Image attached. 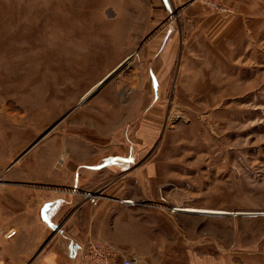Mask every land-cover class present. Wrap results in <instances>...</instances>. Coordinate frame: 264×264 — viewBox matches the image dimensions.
<instances>
[{"label": "rangeland", "instance_id": "obj_1", "mask_svg": "<svg viewBox=\"0 0 264 264\" xmlns=\"http://www.w3.org/2000/svg\"><path fill=\"white\" fill-rule=\"evenodd\" d=\"M29 150L141 198L127 257L264 259V0H0V165Z\"/></svg>", "mask_w": 264, "mask_h": 264}, {"label": "crops", "instance_id": "obj_2", "mask_svg": "<svg viewBox=\"0 0 264 264\" xmlns=\"http://www.w3.org/2000/svg\"><path fill=\"white\" fill-rule=\"evenodd\" d=\"M35 155L22 151L0 165V264H94L85 256L91 242L109 243L125 256L158 247L149 238V209L138 202L141 198L92 206L70 188L79 181L70 178L68 164L58 167ZM108 264L116 262L108 258ZM253 264H264V259Z\"/></svg>", "mask_w": 264, "mask_h": 264}, {"label": "built area", "instance_id": "obj_3", "mask_svg": "<svg viewBox=\"0 0 264 264\" xmlns=\"http://www.w3.org/2000/svg\"><path fill=\"white\" fill-rule=\"evenodd\" d=\"M1 180L2 179L0 177V182ZM85 196L91 201L92 204L97 203L98 195L88 192V195ZM128 203H132V201ZM85 256H90L94 264H108V258H113L116 264H141L136 258L125 256L118 250V248L113 247L109 243H89Z\"/></svg>", "mask_w": 264, "mask_h": 264}, {"label": "bare ground", "instance_id": "obj_4", "mask_svg": "<svg viewBox=\"0 0 264 264\" xmlns=\"http://www.w3.org/2000/svg\"><path fill=\"white\" fill-rule=\"evenodd\" d=\"M65 157V156H64ZM64 157H62L64 159ZM85 195H88V192L85 193ZM124 202H131V200H123ZM180 210L186 211V212H199V213H222V212H227L222 209H205V208H198V207H182L179 208ZM175 210V209H174Z\"/></svg>", "mask_w": 264, "mask_h": 264}]
</instances>
